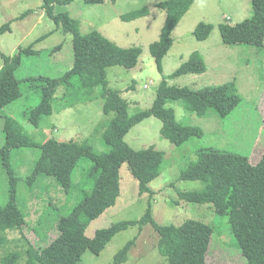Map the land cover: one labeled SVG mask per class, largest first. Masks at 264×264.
Returning <instances> with one entry per match:
<instances>
[{"label": "rangeland", "instance_id": "374dc122", "mask_svg": "<svg viewBox=\"0 0 264 264\" xmlns=\"http://www.w3.org/2000/svg\"><path fill=\"white\" fill-rule=\"evenodd\" d=\"M162 1L117 0L112 3L106 0L104 4H88L85 0H72L68 4L55 2L54 13H69L79 22L81 34L98 31L122 48L142 49L134 68L114 66L107 70L108 87L121 92L132 114L151 108L163 79L171 86L192 90L232 83L241 100L225 117L214 108H208L199 115L187 110L182 100H168L166 107L175 111L178 122L203 131L202 137H192L179 146L162 136L163 123L156 117L147 118L132 128L125 137L130 147L142 150L155 146L165 155L160 176L148 185L154 195L139 194V182L124 164L120 169L121 195L116 205L89 224L86 236L92 238L99 229L120 221L140 220L151 201L152 216L160 225L179 226L188 220H197L213 226L214 235L206 264H248L227 217L218 215L212 204L180 199V192L199 191L204 187L203 182L179 180V177L181 171L195 160L197 150L203 147L247 155L253 164H257L263 155L264 44L228 45L220 31L221 24L235 25L251 18L252 0H195L172 32L173 46L163 59L161 73L150 46L159 41L166 20V12L158 7ZM43 4L44 0H0V27L11 22L12 28L11 32L0 37V70L4 66L3 55L12 57L21 48L52 32L34 45V54L24 55L21 59L16 77L22 81L23 96L0 109V148L5 144V118H13L37 143L49 139L88 140L95 151L105 152L108 147L104 132L112 116L103 112L105 99L102 88L94 89L90 95L87 92L88 101L78 102V77L71 92L63 85L57 89L54 111L41 121L39 128L35 129L28 123L31 110L42 100L37 79L41 76L60 78L74 63V35L66 31L63 24L56 25L42 9ZM144 7L149 10L148 16L131 22L122 19V16ZM200 23L213 25L210 36L204 41L194 35ZM193 52L203 56L206 72L170 78ZM65 94L68 102L75 100L72 102L76 105L57 112L65 104ZM40 154V148L12 150L11 174L0 162V202L6 204L15 189L16 200L27 213L23 233L18 227L6 230V240L0 244V264L3 256L13 252L20 254L16 264H26L29 246L44 248L57 238L59 217L68 214L75 202L81 199L78 190L69 198L53 177H43L35 185L27 181ZM92 168L93 163L83 158L74 173V184H80L83 178L85 183ZM136 237L123 264H167V259L157 249L159 234L151 224H144L141 231L138 225L130 226L113 237L101 253L87 251L78 264H114L117 253Z\"/></svg>", "mask_w": 264, "mask_h": 264}, {"label": "trees", "instance_id": "16d2710c", "mask_svg": "<svg viewBox=\"0 0 264 264\" xmlns=\"http://www.w3.org/2000/svg\"><path fill=\"white\" fill-rule=\"evenodd\" d=\"M72 0H44L42 9L56 25L63 24L66 31L74 35L73 67L60 78L39 77L38 88L42 100L31 110L28 123L37 129L41 121L50 116L57 89L63 85L71 92L75 78L80 82L78 102L88 101L86 93L102 88L105 99L103 112L112 116L104 132L108 150L97 152L86 140L58 141L49 139L37 143L23 126L13 118H5L3 129L5 144L0 148V162L9 174L12 173L10 156L17 148H40L41 154L35 162L27 181L31 185L44 178L53 177L64 192L72 198L78 190L81 199L75 202L71 211L60 215L57 228L59 235L44 248L30 245L26 264H78L87 251L101 253L106 245L118 233L130 226L151 224L159 234L157 249L167 259V264H206L207 254L214 235L212 225L188 220L182 225H160L152 216L151 201L145 215L138 221H120L110 227L99 229L92 238L86 236L89 224L114 207L121 195L120 169L127 164L132 175L139 182V194L154 195L148 185L158 178L162 171L164 152L155 146L135 150L125 141L132 128L150 117L162 121V136L174 145H182L192 137H202L203 131L191 125L177 121L175 111L166 107L168 100H182L187 110L204 114L208 108H214L222 117L228 115L238 105L240 99L234 84L205 87L192 90L188 87L171 86L163 79L159 85L156 98L151 108L130 113L129 103L121 97V92L108 87L107 70L114 66L134 68L141 57L140 47L122 48L98 31L81 34L79 22L69 13H54V4H68ZM106 0H85L88 4H104ZM116 3L117 0H110ZM195 0H164L158 7L166 12V20L160 39L150 46L158 70L162 73V62L173 46L172 32L189 11ZM253 15L245 21L230 25L221 24L220 31L225 44H264V0H252ZM147 7L122 16L131 22L148 16ZM213 25L200 23L195 37L204 41L208 39ZM12 31L11 22L0 27V37ZM46 34L21 48L12 57L3 55L4 66L0 70V109L15 102L23 96L21 82L16 72L22 57L35 53L34 45L47 38ZM206 64L199 52H193L170 78L190 74H204ZM37 86V85H34ZM57 112L72 108L76 104L68 102ZM90 99V98H89ZM83 158L93 163L90 178L84 183L74 184V173ZM44 177V178H43ZM179 180L201 181L203 189L194 192H180L181 200L200 204H212L215 212L225 216L231 225L238 246L248 264H264V149L257 164L250 157L215 147H203L197 150L192 160L182 171ZM15 187V185H14ZM16 190L13 189L6 204L0 202V244L6 240V230L26 225L27 213L19 206ZM51 227V226H50ZM137 237L130 241L115 256L114 264H123L134 246ZM20 254L9 253L1 258L2 264H16Z\"/></svg>", "mask_w": 264, "mask_h": 264}]
</instances>
